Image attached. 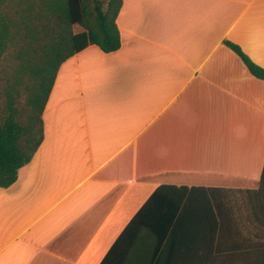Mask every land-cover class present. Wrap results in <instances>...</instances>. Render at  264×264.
Segmentation results:
<instances>
[{
    "label": "crops",
    "instance_id": "1",
    "mask_svg": "<svg viewBox=\"0 0 264 264\" xmlns=\"http://www.w3.org/2000/svg\"><path fill=\"white\" fill-rule=\"evenodd\" d=\"M116 24L119 49L60 65L0 188V264H264V203L240 195L264 167V80L225 43L264 68V0H122Z\"/></svg>",
    "mask_w": 264,
    "mask_h": 264
},
{
    "label": "trees",
    "instance_id": "2",
    "mask_svg": "<svg viewBox=\"0 0 264 264\" xmlns=\"http://www.w3.org/2000/svg\"><path fill=\"white\" fill-rule=\"evenodd\" d=\"M121 4L122 0H0V188L16 181L18 170L43 140L42 114L60 65L90 44L103 52L119 49L116 17ZM75 25L81 30L75 32ZM225 43L252 75L264 80L263 67L238 45ZM240 195L254 206L264 203V167L259 188ZM147 207L143 205L133 222Z\"/></svg>",
    "mask_w": 264,
    "mask_h": 264
},
{
    "label": "rangeland",
    "instance_id": "3",
    "mask_svg": "<svg viewBox=\"0 0 264 264\" xmlns=\"http://www.w3.org/2000/svg\"><path fill=\"white\" fill-rule=\"evenodd\" d=\"M78 29H81V27L78 26V25H75V26H74V30H78Z\"/></svg>",
    "mask_w": 264,
    "mask_h": 264
}]
</instances>
